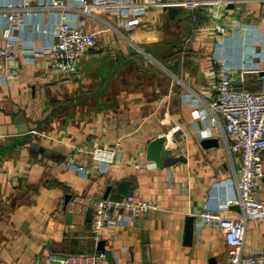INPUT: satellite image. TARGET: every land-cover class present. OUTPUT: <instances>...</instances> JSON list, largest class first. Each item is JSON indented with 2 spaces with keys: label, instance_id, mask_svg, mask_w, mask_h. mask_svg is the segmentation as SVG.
<instances>
[{
  "label": "crops",
  "instance_id": "1",
  "mask_svg": "<svg viewBox=\"0 0 264 264\" xmlns=\"http://www.w3.org/2000/svg\"><path fill=\"white\" fill-rule=\"evenodd\" d=\"M23 1L0 0V9ZM61 1L65 9L33 0L22 27H12L0 12V46L12 44L19 55L0 72V264H63L66 255L98 250L88 202L133 192L158 208L106 229L114 263L107 258L103 264H228L222 232L198 224L197 215L237 198V154L228 148L232 136L196 113V97H216V59L231 68L235 88L261 91L264 0L193 6L105 0L89 15L75 11L79 0ZM118 1L139 14L121 15ZM62 12L98 33L69 77L51 71L46 56L26 60L31 50L56 42ZM135 19L131 27L121 24ZM174 122L186 136L175 134L171 154L184 160L157 167L146 157L147 146ZM204 139L218 145L206 148ZM118 143L120 160L101 169L90 151ZM256 196L264 206V177ZM241 212L233 204L224 214L235 219ZM246 249L264 251V218L249 220Z\"/></svg>",
  "mask_w": 264,
  "mask_h": 264
},
{
  "label": "built area",
  "instance_id": "2",
  "mask_svg": "<svg viewBox=\"0 0 264 264\" xmlns=\"http://www.w3.org/2000/svg\"><path fill=\"white\" fill-rule=\"evenodd\" d=\"M33 0H24L22 4H10L6 9H0L12 27H22L25 21V11L32 8ZM105 0H79V8H74L80 14L89 15L92 5L106 4ZM118 1L114 9L121 15H137L122 9ZM216 0H183L182 2L166 3L164 5L193 6L199 4L214 5ZM52 7L65 9L61 0H52ZM61 22L55 30L56 42L40 49L31 50L33 56L26 60L33 62L34 58L46 56L51 71L60 76L69 77L76 71L79 58L97 42L98 33L87 30L83 20L73 22L67 12L61 13ZM132 22H121L126 27H131ZM221 31L224 29L221 27ZM19 61V55L12 44L0 46V72L7 71ZM219 66L217 72V95L210 102L196 97V113L208 118L212 125L224 128L225 132L233 138V144L228 148L230 152L237 154L239 172L237 176V198L228 200L219 209H202L198 215V224L209 225L218 228L229 247L228 264H264V251L256 252L246 249V233L250 219L264 218V206L256 196V188L259 180L264 177V79L262 89L252 92L235 88L233 85V72L225 60L216 59ZM251 66L250 68H254ZM256 68V67H255ZM202 106H201V105ZM224 120V127L220 124L219 117ZM175 134L186 136L183 127L174 122L165 136L166 147L177 145ZM77 152H82L79 148ZM91 157L103 169L110 164L119 161L121 152L118 144L110 146H96L90 151ZM78 172L85 174L83 166L71 163ZM138 167L141 163L137 164ZM149 168L155 167L154 163L147 164ZM238 204L241 207V215L235 219L225 216L228 206ZM158 205L145 199L138 193H130L122 198H100L94 206L92 221V242L97 247L100 240L104 239L106 229L109 226L125 224L128 219L138 218L154 211ZM127 213V214H125ZM63 264H103L107 256L103 251L96 250L88 254L66 255L62 259Z\"/></svg>",
  "mask_w": 264,
  "mask_h": 264
},
{
  "label": "water",
  "instance_id": "3",
  "mask_svg": "<svg viewBox=\"0 0 264 264\" xmlns=\"http://www.w3.org/2000/svg\"><path fill=\"white\" fill-rule=\"evenodd\" d=\"M27 131L28 129L26 128L21 129L20 132H17L16 134H23ZM202 144L204 145V147L209 148V147L218 145V140L217 139H204ZM146 151H147L146 152L147 159L155 162L157 167H163V166L170 167L178 163L179 161L184 160V158L181 156L175 157L171 154V148L166 147L165 136H160V137H157L151 140L147 146ZM96 202L97 200H93V199L88 202L89 204V208L87 210V220L88 221L92 219V216L94 213V206ZM69 217L70 215L68 216V218ZM192 232H193V224L190 223V225L188 226V236H191ZM91 236H93V233ZM105 244H106V241L104 239L100 240L96 248L99 251H103L106 254L107 258L110 259L112 263H114L112 253L106 250ZM147 245H148V242L145 243L146 247Z\"/></svg>",
  "mask_w": 264,
  "mask_h": 264
}]
</instances>
